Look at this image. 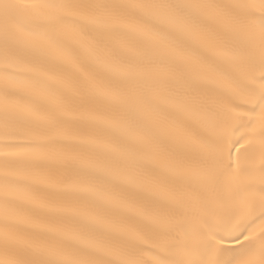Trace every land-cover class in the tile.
Returning a JSON list of instances; mask_svg holds the SVG:
<instances>
[{
  "label": "snow or ice",
  "instance_id": "6c2138e0",
  "mask_svg": "<svg viewBox=\"0 0 264 264\" xmlns=\"http://www.w3.org/2000/svg\"><path fill=\"white\" fill-rule=\"evenodd\" d=\"M0 264H264V0H0Z\"/></svg>",
  "mask_w": 264,
  "mask_h": 264
}]
</instances>
